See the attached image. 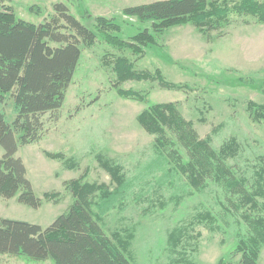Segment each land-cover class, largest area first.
<instances>
[{"label":"rangeland","instance_id":"rangeland-1","mask_svg":"<svg viewBox=\"0 0 264 264\" xmlns=\"http://www.w3.org/2000/svg\"><path fill=\"white\" fill-rule=\"evenodd\" d=\"M153 1L157 0L3 3L17 18L38 24L52 14L53 3L62 2L95 32L96 39L89 47L80 45V57L57 119L46 113L42 138L19 146L15 153L26 168L35 195L42 198L45 192H57L56 202L42 200L38 208H32L19 203L17 195L0 197V218L46 227L73 201L63 183L80 178L81 182L107 185L110 197L98 201L93 210L106 232L129 231L134 264H239L241 253L235 248L247 233L249 220L264 217L263 199L256 197L257 206L250 207L211 178L193 185L168 151L164 157L157 154L155 136L140 126L137 116L150 105L174 103L181 116L192 123L197 138L209 137L213 150L234 139L236 152L225 164L244 190L254 191L255 172L264 167V121L252 119L247 103L264 105V23L230 12L207 38L190 22L174 25L153 34L155 43L142 47V55L110 44L98 31L94 17L102 16L120 28L109 30L110 34L130 39L149 23L125 16L123 9ZM235 1L227 0V4ZM118 57L131 62L136 71L154 75L159 70L164 80L176 87H164L155 77L126 79L118 82V87L135 91L141 99L119 95L113 87ZM0 114L8 123L13 120L9 97L0 104ZM174 141L184 164L186 148L181 141ZM46 153L63 158H50ZM2 154L0 147V157ZM103 160L120 167V187L101 166ZM8 258L15 257L0 254V260ZM257 258L258 264H264V245ZM27 261L54 264L51 259Z\"/></svg>","mask_w":264,"mask_h":264},{"label":"trees","instance_id":"trees-1","mask_svg":"<svg viewBox=\"0 0 264 264\" xmlns=\"http://www.w3.org/2000/svg\"><path fill=\"white\" fill-rule=\"evenodd\" d=\"M5 1L9 0H0V104L7 97L12 99L14 118L8 123L0 114V147L3 149L0 157V197L17 195L19 203L38 208L42 200L56 202L58 193L45 192L42 198L37 197L26 177V168L15 153L19 146L42 138L43 116L46 113H50L51 119H57V111L64 101L80 57V45H93L96 34L72 15L62 2L53 3L52 14L34 24L17 18L11 7L3 4ZM230 12L250 15L259 23H264V1L257 0H236L231 5L227 4V0H157L128 6L123 9L125 16L149 23L148 28H143L128 40L110 34L109 30H120L112 20L102 16H96L94 20L107 42L131 48L134 53L142 55V47L155 43L153 34L190 22L207 38L209 31L217 29L219 21ZM86 16L90 17L89 14ZM113 69L117 78L113 87L122 96L141 99L135 91L118 87V82L126 79L155 77L164 87H176L165 81L159 70H155L154 75L136 71L133 64L122 57L116 58ZM247 109L253 120L264 121L263 104L250 101ZM137 121L147 133L155 136L153 145L157 154L164 157L168 151L176 167L185 172L193 185H200L203 180L211 178V181L228 188L229 194L237 196L239 202H248L250 207H256V197L259 196L264 206V167L255 172L256 189L247 192L225 164V160L236 152L234 139L213 150L209 146V137L197 138L192 123L181 116L174 103L150 105L138 114ZM174 139L181 141L186 148L187 160L184 164ZM46 155L63 158L58 153ZM100 164L116 182V187H120L123 184L120 167L104 160ZM63 186L70 190L73 201L48 226L0 218V254L23 257L29 261L51 259L54 264H134L129 231L106 232L101 217L93 210V207L99 206L98 201L110 197L107 185L81 182L78 178L65 181ZM247 226V233L238 240L235 248L241 253L239 264H258L259 249L264 245V217H254Z\"/></svg>","mask_w":264,"mask_h":264},{"label":"crops","instance_id":"crops-1","mask_svg":"<svg viewBox=\"0 0 264 264\" xmlns=\"http://www.w3.org/2000/svg\"><path fill=\"white\" fill-rule=\"evenodd\" d=\"M17 261H19L22 264H28L29 263L25 258L15 257V258H8L5 260H0V264H15Z\"/></svg>","mask_w":264,"mask_h":264}]
</instances>
